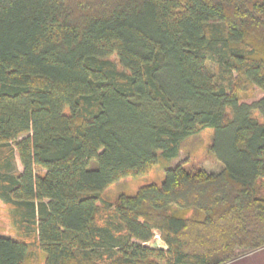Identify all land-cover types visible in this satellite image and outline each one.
I'll list each match as a JSON object with an SVG mask.
<instances>
[{
	"label": "trees",
	"instance_id": "obj_1",
	"mask_svg": "<svg viewBox=\"0 0 264 264\" xmlns=\"http://www.w3.org/2000/svg\"><path fill=\"white\" fill-rule=\"evenodd\" d=\"M256 115L264 0H0V202L19 231L0 232V264H31L32 236L44 264H226L264 248ZM203 129L222 171L177 165L98 220L104 191Z\"/></svg>",
	"mask_w": 264,
	"mask_h": 264
},
{
	"label": "rangeland",
	"instance_id": "obj_2",
	"mask_svg": "<svg viewBox=\"0 0 264 264\" xmlns=\"http://www.w3.org/2000/svg\"><path fill=\"white\" fill-rule=\"evenodd\" d=\"M112 59L115 61L117 60L116 56L112 57ZM207 69L213 76L218 74V70L212 62H208ZM247 94L253 95L254 92L249 90ZM255 97H260V93L257 92ZM256 118L264 124L263 118L259 115H256ZM213 136L214 131L212 129L199 130L196 135L189 138L183 144L178 159L169 162L162 157L161 153H159V162L148 172V174L138 178L127 177L110 186L102 193L105 206L101 210L98 220L101 222V218L108 215V209L114 207L122 195L134 196L142 187L151 184L160 186L165 180L166 170L174 168L177 165L184 166L189 172H196L200 169H203L208 173H218L222 171V164L217 162L210 153ZM17 164L19 170H22L18 159ZM0 232L10 234L13 237H16L17 232H19L18 229L13 226L11 206L3 204L2 202H0ZM36 240L37 239L33 236L28 238V242L32 244V251L37 253L36 258L30 262H32L31 264H44V255L40 252L37 243H33ZM155 241L158 242L159 246L156 249H166V246L158 233L156 234ZM259 261L260 264H264V248L244 255L226 264H258Z\"/></svg>",
	"mask_w": 264,
	"mask_h": 264
},
{
	"label": "water",
	"instance_id": "obj_3",
	"mask_svg": "<svg viewBox=\"0 0 264 264\" xmlns=\"http://www.w3.org/2000/svg\"><path fill=\"white\" fill-rule=\"evenodd\" d=\"M151 246H153L154 248H157V247H159V246H158V242H157V241H154V242H152V243H151Z\"/></svg>",
	"mask_w": 264,
	"mask_h": 264
},
{
	"label": "crops",
	"instance_id": "obj_4",
	"mask_svg": "<svg viewBox=\"0 0 264 264\" xmlns=\"http://www.w3.org/2000/svg\"><path fill=\"white\" fill-rule=\"evenodd\" d=\"M260 261H262V260H260ZM260 261H259V263L258 264H260ZM244 264V263H243ZM249 264V263H248Z\"/></svg>",
	"mask_w": 264,
	"mask_h": 264
}]
</instances>
